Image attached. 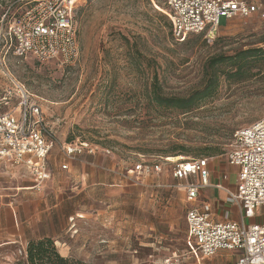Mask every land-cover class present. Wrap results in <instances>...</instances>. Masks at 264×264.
I'll return each mask as SVG.
<instances>
[{"label": "rangeland", "instance_id": "374dc122", "mask_svg": "<svg viewBox=\"0 0 264 264\" xmlns=\"http://www.w3.org/2000/svg\"><path fill=\"white\" fill-rule=\"evenodd\" d=\"M36 1L0 0V111L16 105L20 91L42 107L54 142L50 166L65 174V187L58 185L61 178L52 185L51 173L40 189L27 190L22 187L33 185L32 177L1 170L0 264L26 258L23 245L10 241L19 237L8 234V210L28 242L45 237L35 236L34 226L39 224L42 231L50 218L61 219L64 211L71 223L67 235L76 246L81 241L93 244L98 232L109 239L111 220L126 215L129 204L163 210L172 189L184 190L186 181L173 177L178 162L207 157L213 170L217 166L215 172H229L234 185L236 169L228 153L235 132L264 117V66L254 67L248 78L222 76L216 94L187 113L157 106L150 91L156 84L166 96H188L204 86V68L213 54L261 44L264 0H249L259 4L261 12L222 17L215 31L210 26L183 41L175 38L161 0H79L72 14L80 56L65 64L13 53L5 31ZM10 91L16 95L6 100ZM78 140L96 151L69 160L62 147ZM68 161L70 169H63ZM144 162L160 163L163 170L137 181L130 171ZM84 171L93 177L82 179ZM129 176L136 181L124 178ZM199 199L209 201V194L203 191ZM139 242L135 257L141 258L146 252ZM102 245L101 251L72 258L84 264H140L115 251L113 242Z\"/></svg>", "mask_w": 264, "mask_h": 264}, {"label": "built area", "instance_id": "2783aa9c", "mask_svg": "<svg viewBox=\"0 0 264 264\" xmlns=\"http://www.w3.org/2000/svg\"><path fill=\"white\" fill-rule=\"evenodd\" d=\"M77 1L38 0L30 4L5 31L14 46L13 53L20 57L31 54L41 61L76 62L80 49L72 11ZM161 1L178 41L190 34L204 32L210 26L211 31H215L222 17H248L261 12V6L249 0ZM20 93L16 105L0 111V163L26 168L33 178V188L40 189L51 177L48 159L54 142L46 127L42 107L30 102L24 91ZM7 94L9 98L6 100L16 95L12 91ZM62 148L70 159L96 151L83 140L68 142ZM228 162L239 170L232 198L239 205L241 220L216 221L212 206L204 203L187 212L189 234L195 238L198 251L205 257L220 250H231L239 252L235 264H264V117L235 132ZM62 168L67 169L68 164H63ZM162 170L160 163L144 162L137 164L130 173L140 178L159 174ZM172 172L175 179L186 181L182 187L189 201L198 198L201 188L212 185L207 157L178 162Z\"/></svg>", "mask_w": 264, "mask_h": 264}, {"label": "crops", "instance_id": "0c3cea01", "mask_svg": "<svg viewBox=\"0 0 264 264\" xmlns=\"http://www.w3.org/2000/svg\"><path fill=\"white\" fill-rule=\"evenodd\" d=\"M69 160L72 159L69 158ZM71 162L68 161V169H70ZM48 166L52 173L51 181H48L54 185L56 179L61 178L62 181L58 185L61 189H64L65 183L63 180L65 179V174L50 166V156ZM216 167L213 170L210 162V180L212 185L201 188L198 198L195 201H189L187 199L185 190L178 189L179 192H176V189H172L173 192L168 194V196L172 197H170L168 204L163 210H145L144 205L129 204L126 209V215L121 218L117 217V220H111L112 234L107 240H103V234L98 232L93 236V244H88L87 241H81L76 246L74 244L72 245L67 235L68 228L71 226L69 221L70 217L64 211L62 212L61 219L59 218L60 215L56 218H50L46 228H43L42 231L39 228V224L34 226V234L39 237L46 236L53 238L60 254L68 258H81L83 255L87 257L91 252L101 251L104 247L102 245L103 243L113 242L115 244V251L126 253L128 259L132 258L140 264H235L239 257V252L237 251L220 250L210 257H205L200 254L197 248V242L189 234L188 230L186 219L188 210L194 206H202L204 203H209L212 206V216L216 221L241 220L239 205L232 198V193L236 191L239 170L233 166L236 169L235 183L233 185L230 182L229 172H223L220 169L218 172H215ZM1 170H7V172L17 170L31 177L26 168L22 166L11 167L0 163V173H2ZM89 176L93 177L92 174L84 171L82 179H88ZM124 178L136 181L130 176L129 178ZM144 178L140 177L137 181ZM22 188L33 190V185H25ZM203 191L209 194V201L199 199ZM100 214L102 215V212H99L97 215L100 216ZM66 215L68 219H66ZM12 217L13 212L8 210L6 212V229L8 230V234L12 236L18 233L19 238L14 237L10 241L13 240V243H21L25 253L26 248L24 247V242H28V239L24 235L23 228L21 229L17 224H14ZM94 222H100L101 226L104 225L102 221L98 222L94 220ZM246 222L249 221L246 220ZM101 226L99 227L101 228ZM137 241H140L139 243L142 249L146 252L141 258L139 256L135 257V253L138 251L135 247ZM59 245H62L61 249ZM91 248H93L92 251ZM21 252L23 251L21 250ZM112 264L120 263L116 261Z\"/></svg>", "mask_w": 264, "mask_h": 264}, {"label": "trees", "instance_id": "16d2710c", "mask_svg": "<svg viewBox=\"0 0 264 264\" xmlns=\"http://www.w3.org/2000/svg\"><path fill=\"white\" fill-rule=\"evenodd\" d=\"M261 44L235 49L231 53L219 52L206 61L204 68V86L188 96H166L156 84L153 86L150 100L159 107L190 112L202 102L212 98L216 93L222 76L233 79L248 78L252 69L261 64L264 66V37ZM25 260L18 264H84L79 260L64 257L58 251L51 237L31 239L26 248Z\"/></svg>", "mask_w": 264, "mask_h": 264}, {"label": "bare ground", "instance_id": "6f19581e", "mask_svg": "<svg viewBox=\"0 0 264 264\" xmlns=\"http://www.w3.org/2000/svg\"><path fill=\"white\" fill-rule=\"evenodd\" d=\"M173 158V157H172ZM176 158V157H175Z\"/></svg>", "mask_w": 264, "mask_h": 264}]
</instances>
